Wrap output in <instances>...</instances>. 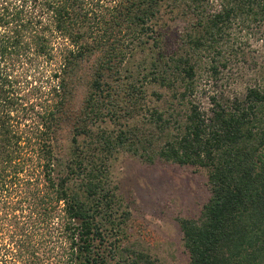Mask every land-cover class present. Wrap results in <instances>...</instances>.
<instances>
[{
	"label": "trees",
	"instance_id": "obj_1",
	"mask_svg": "<svg viewBox=\"0 0 264 264\" xmlns=\"http://www.w3.org/2000/svg\"><path fill=\"white\" fill-rule=\"evenodd\" d=\"M120 154L208 171L209 201L180 220L191 264H264V0H0V264H109Z\"/></svg>",
	"mask_w": 264,
	"mask_h": 264
},
{
	"label": "rangeland",
	"instance_id": "obj_2",
	"mask_svg": "<svg viewBox=\"0 0 264 264\" xmlns=\"http://www.w3.org/2000/svg\"><path fill=\"white\" fill-rule=\"evenodd\" d=\"M182 27L180 21L169 22V27L163 30L166 32V46L175 47ZM256 49V54L263 56V48L259 46ZM141 63L140 54L131 59L125 67L126 71H122L123 80L130 73L138 74ZM243 72L249 71L244 69ZM222 79L218 85L223 90H241V84H235L231 76L226 78L225 75ZM87 93V85L83 83L76 90L71 109L78 110ZM71 131L69 123L59 130L57 153L63 162L68 158ZM110 170L113 187H117L115 194L120 199L118 206L121 207H117L119 211L113 219L114 226L111 222L106 225L109 264L118 262L117 257L111 259V252L116 256L125 248L147 254L158 264H191L184 247L180 220L197 219L209 201L208 171L160 161L148 164L130 154H120L112 162Z\"/></svg>",
	"mask_w": 264,
	"mask_h": 264
}]
</instances>
